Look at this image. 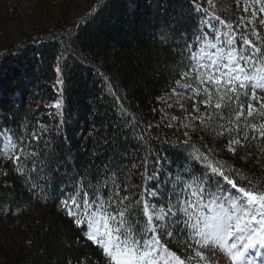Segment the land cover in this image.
<instances>
[{
	"label": "snow or ice",
	"instance_id": "snow-or-ice-1",
	"mask_svg": "<svg viewBox=\"0 0 264 264\" xmlns=\"http://www.w3.org/2000/svg\"><path fill=\"white\" fill-rule=\"evenodd\" d=\"M188 3L198 17L192 33L176 39L165 32L160 39L175 45L180 57L170 71L179 75L175 84L183 90L173 88V95L191 101L182 126L205 135L193 142L184 132L186 139L172 145L182 159L161 155L153 146L159 141L151 134L156 125L142 127L109 85L124 127L142 151L124 168L105 166L79 176L56 197L59 210L103 252L106 264H211L206 252L217 251L230 264H264V0H236L244 15L235 24L214 14L205 19L208 9L199 0ZM52 107L61 109L62 99ZM49 132L40 121L30 132L22 126L20 134L0 128V157L41 200L53 196L45 174ZM222 139L227 143L218 150L214 142ZM225 151L244 165L221 159Z\"/></svg>",
	"mask_w": 264,
	"mask_h": 264
},
{
	"label": "trees",
	"instance_id": "trees-1",
	"mask_svg": "<svg viewBox=\"0 0 264 264\" xmlns=\"http://www.w3.org/2000/svg\"><path fill=\"white\" fill-rule=\"evenodd\" d=\"M78 1L82 3L13 0L12 9L0 7V32L8 19L7 23H15L7 24L9 30L19 33L15 40L1 38L0 128L20 134L22 126L30 132L37 121L49 126L45 174L51 177L53 193L41 200L28 190L25 177L10 161L0 168V264H80L82 257L86 264H106L103 252L59 210L56 197L62 186L74 184L79 176L94 175L105 166L124 168L142 151L125 129L109 85L120 103L143 120L142 127L156 125L151 134L159 137L153 146L161 155L182 159L172 145L186 137L175 126H167L161 98L180 79L170 71L180 57L175 45L163 43L160 36L172 32L179 39L181 32L192 33L198 17L191 4L188 0ZM199 2L210 13L207 0ZM20 5L30 12L25 13L28 21L19 16ZM61 53L65 55L58 61ZM58 77L62 84H57ZM57 99H62L61 109L52 107ZM189 135L198 142L205 134ZM205 142L212 146L210 139ZM214 143L219 150L227 141ZM220 158L238 168L245 163L226 151ZM169 246L185 256L175 245Z\"/></svg>",
	"mask_w": 264,
	"mask_h": 264
},
{
	"label": "rangeland",
	"instance_id": "rangeland-1",
	"mask_svg": "<svg viewBox=\"0 0 264 264\" xmlns=\"http://www.w3.org/2000/svg\"><path fill=\"white\" fill-rule=\"evenodd\" d=\"M28 3L29 2L25 3L27 4V7L29 5ZM77 3L80 5L82 2L77 0ZM14 4L15 2H13V0H0V7L4 9V11L8 10L9 8L12 9L13 7H15L13 6ZM210 7L211 9L209 16H207V19L210 18L212 14H214L227 22L235 24L239 22V16L244 15L240 8L237 7L236 0H212ZM17 12H19V16L24 17L25 19L27 18L25 13H30L29 11H26L23 6L21 10L19 7ZM17 15V13L15 15L13 14V16ZM26 21H28V19H26ZM7 22L8 19L3 21L2 23L3 29L0 32V48L2 47L1 44L3 42L1 38L8 37V39L15 40L19 37V33L14 34L15 30H9V28L7 27V24L8 26L10 25L11 27H13L15 23ZM213 23L215 24V21H213ZM173 88H176L177 92H183V90L178 88L176 85ZM172 89L165 91L161 97L164 110L163 119L167 124L175 126L178 129L179 133L183 135L185 131H189L182 126V122H186L184 118L188 112H191V101L187 99L181 100L179 96L173 95ZM181 104L184 105L183 108H181ZM169 105H171V107H169ZM201 112H203V108H201ZM172 117H176L177 119L173 120ZM4 163L5 162L3 158V161L0 162V168L3 167ZM181 256L183 257V255ZM206 257L209 261H211V264H230V262L227 260V257H225L223 253H220L218 251L216 255H212L211 253L206 252ZM201 264H204V262H201Z\"/></svg>",
	"mask_w": 264,
	"mask_h": 264
}]
</instances>
